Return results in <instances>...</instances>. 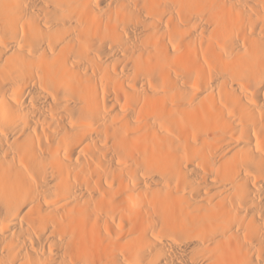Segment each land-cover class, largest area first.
Masks as SVG:
<instances>
[{
  "label": "bare ground",
  "instance_id": "obj_1",
  "mask_svg": "<svg viewBox=\"0 0 264 264\" xmlns=\"http://www.w3.org/2000/svg\"><path fill=\"white\" fill-rule=\"evenodd\" d=\"M0 264H264V0H0Z\"/></svg>",
  "mask_w": 264,
  "mask_h": 264
}]
</instances>
